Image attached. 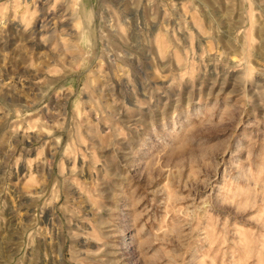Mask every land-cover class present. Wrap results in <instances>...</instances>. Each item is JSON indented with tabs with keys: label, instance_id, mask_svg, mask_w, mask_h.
Here are the masks:
<instances>
[{
	"label": "rangeland",
	"instance_id": "rangeland-1",
	"mask_svg": "<svg viewBox=\"0 0 264 264\" xmlns=\"http://www.w3.org/2000/svg\"><path fill=\"white\" fill-rule=\"evenodd\" d=\"M0 264H264V0H0Z\"/></svg>",
	"mask_w": 264,
	"mask_h": 264
}]
</instances>
